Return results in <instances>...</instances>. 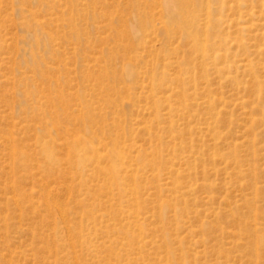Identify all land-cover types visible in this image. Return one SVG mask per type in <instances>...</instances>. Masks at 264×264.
Returning a JSON list of instances; mask_svg holds the SVG:
<instances>
[{
    "label": "rangeland",
    "instance_id": "obj_1",
    "mask_svg": "<svg viewBox=\"0 0 264 264\" xmlns=\"http://www.w3.org/2000/svg\"><path fill=\"white\" fill-rule=\"evenodd\" d=\"M0 264H264V0H0Z\"/></svg>",
    "mask_w": 264,
    "mask_h": 264
},
{
    "label": "bare ground",
    "instance_id": "obj_2",
    "mask_svg": "<svg viewBox=\"0 0 264 264\" xmlns=\"http://www.w3.org/2000/svg\"><path fill=\"white\" fill-rule=\"evenodd\" d=\"M204 24H205V26L207 27L208 22H205ZM192 42H193V46H194L196 49H198V50H200V49H203V50H204V49L206 48V46H205L204 44L200 43L198 39H194ZM259 91L262 92L263 89L260 88ZM170 98H171L170 96H167V97H165V100H170ZM164 116H166V115H164ZM157 118L161 119V118H163V117H162V115H159V114H158ZM165 123H166V122H165ZM137 125H138V124H137ZM160 146H162V145H160ZM44 148H45V149H44V152H45L46 158H48L50 162L56 161L57 159L55 158V154L53 153L52 147L48 144V145H46ZM56 156H57V155H56ZM17 201H18V200H17ZM17 201H16V202H17ZM255 228H257V226H255ZM257 229H258V228H257Z\"/></svg>",
    "mask_w": 264,
    "mask_h": 264
}]
</instances>
